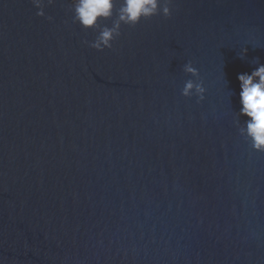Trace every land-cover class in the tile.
Segmentation results:
<instances>
[{
  "label": "water",
  "instance_id": "95a60500",
  "mask_svg": "<svg viewBox=\"0 0 264 264\" xmlns=\"http://www.w3.org/2000/svg\"><path fill=\"white\" fill-rule=\"evenodd\" d=\"M44 2L0 0V264H264L237 80L264 0H160L102 51L73 0Z\"/></svg>",
  "mask_w": 264,
  "mask_h": 264
},
{
  "label": "clouds",
  "instance_id": "9594fccd",
  "mask_svg": "<svg viewBox=\"0 0 264 264\" xmlns=\"http://www.w3.org/2000/svg\"><path fill=\"white\" fill-rule=\"evenodd\" d=\"M38 9L37 15L44 16V0H32ZM48 4L53 0H47ZM160 0H121L117 7V0H73V21L83 28L99 29L90 46L103 50L112 48L113 41L121 34V25L134 26L142 18H149L160 11ZM165 17L171 15V8L165 5L162 9ZM115 15V19H113ZM49 20L51 16L47 17ZM112 20L111 26L101 21ZM86 43H88L86 41ZM244 53H247L245 48ZM184 70L192 75L198 74V69L191 61L184 65ZM239 81V115L247 117L241 127V133L250 142L251 147L264 152V63H259L250 73L237 75ZM205 88L201 84L189 79L182 90L183 96L199 95L202 100Z\"/></svg>",
  "mask_w": 264,
  "mask_h": 264
}]
</instances>
